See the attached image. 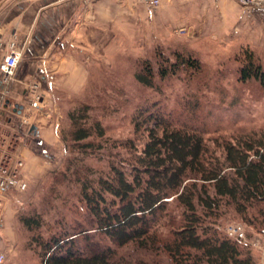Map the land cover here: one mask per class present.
<instances>
[{"label":"rangeland","instance_id":"rangeland-1","mask_svg":"<svg viewBox=\"0 0 264 264\" xmlns=\"http://www.w3.org/2000/svg\"><path fill=\"white\" fill-rule=\"evenodd\" d=\"M226 1L230 6L225 18L220 12V2L209 13L201 0H161L158 9L148 8L154 18L150 19L149 28H136L128 40L120 38L118 48L108 49L110 53L103 54L101 59H86V88L69 100L59 96L58 139L48 146L30 142L36 147V156L32 171L28 172L30 166L27 169L26 165L29 190L9 199L4 227L10 235L1 232L0 250L6 254L5 264H41L30 245L33 233L20 223V217L41 216L44 223L41 233L45 238L66 229L76 238L80 250L90 246L104 249L109 245L98 238L88 244L82 235H75L88 230L94 236L96 231L79 199L72 170H81L85 165L89 173L81 170L79 174L92 177L109 171L108 153L81 160L72 152L71 144L62 141L63 131L70 125L67 115L77 105L92 107L90 123L103 125L105 139L111 142L133 139L139 146L147 136L135 134L133 118L141 110L162 114L173 124L188 126L205 138L211 152L220 153L226 141L235 142L242 135L264 131V84L255 78L241 80L250 56L264 73V22L257 16L248 17L235 1ZM177 51L197 55L202 73L191 76L181 69L177 75L161 78V67L177 65L174 57ZM145 63L151 66L154 89L145 88L136 79V75L144 72ZM26 68L24 64L22 70L26 72ZM17 91L21 94V89H14L19 96ZM52 111L48 110L51 113L48 120ZM40 114L43 116L40 112L27 113L32 123ZM76 157L80 159L73 167L71 161ZM221 214L217 223L220 232L226 235L229 227L241 225L246 238L251 235L247 238L249 243L256 237L264 242V235H256L242 224L232 209L227 216L226 209ZM247 245L256 258L262 247Z\"/></svg>","mask_w":264,"mask_h":264},{"label":"trees","instance_id":"trees-1","mask_svg":"<svg viewBox=\"0 0 264 264\" xmlns=\"http://www.w3.org/2000/svg\"><path fill=\"white\" fill-rule=\"evenodd\" d=\"M174 57L177 65L161 67V78L181 69L191 76L202 73L194 53L177 51ZM145 65L136 79L154 89L151 66ZM247 66L241 80L264 84L252 56ZM91 112L86 104L70 110L62 141L81 160L109 154L108 172L80 175L81 170L89 173L82 165L71 174L96 231L94 236L88 230L75 235L88 244L98 238L109 245L80 250L66 229L45 238L41 216L20 217L33 233L30 245L41 264H256L251 246L220 232L217 223L223 209L226 216L232 209L242 224L264 235V131L226 141L220 153L211 152L205 138L188 126L141 110L133 118L135 134L147 136L139 146L133 139H105L103 125L90 123ZM79 157L71 161L73 167Z\"/></svg>","mask_w":264,"mask_h":264},{"label":"crops","instance_id":"crops-1","mask_svg":"<svg viewBox=\"0 0 264 264\" xmlns=\"http://www.w3.org/2000/svg\"><path fill=\"white\" fill-rule=\"evenodd\" d=\"M202 3L209 13L217 4L214 0ZM219 4L226 18L230 4L226 0ZM150 19L154 18L142 0H0V41L6 45L15 38L22 51L15 88H20L21 94L17 92L22 95L28 83L38 80L44 89L43 111L54 108L49 120L40 112L43 116L34 123L37 135L33 143L48 146L58 139L59 96L69 100L86 88V59L108 55L109 50L118 48L120 38L133 37L136 28H146ZM5 54L6 50H0V62ZM33 143L23 151L28 172L35 166ZM6 233L3 227L2 235ZM258 238L254 243L262 248L254 260L264 264V242Z\"/></svg>","mask_w":264,"mask_h":264},{"label":"built area","instance_id":"built-area-1","mask_svg":"<svg viewBox=\"0 0 264 264\" xmlns=\"http://www.w3.org/2000/svg\"><path fill=\"white\" fill-rule=\"evenodd\" d=\"M149 9L156 10L161 0H143ZM208 1V0H205ZM221 0H214L215 3ZM238 3L248 17H259L264 22V0H232ZM0 50H6L4 59L0 62V238L5 223V214L9 199L20 197L29 190L26 176V160L23 151L36 138L34 123L27 115L44 109V93L39 82H30L25 93L17 95L14 92L21 67L22 51L16 39L6 45L0 41ZM20 100V101H19ZM20 107H23L20 109ZM48 112V111H47ZM45 114L46 118L51 113ZM227 235L249 243L243 226H231ZM7 261L6 254L0 250V264Z\"/></svg>","mask_w":264,"mask_h":264},{"label":"water","instance_id":"water-1","mask_svg":"<svg viewBox=\"0 0 264 264\" xmlns=\"http://www.w3.org/2000/svg\"><path fill=\"white\" fill-rule=\"evenodd\" d=\"M23 107H20V109H22ZM34 129V128H33Z\"/></svg>","mask_w":264,"mask_h":264}]
</instances>
